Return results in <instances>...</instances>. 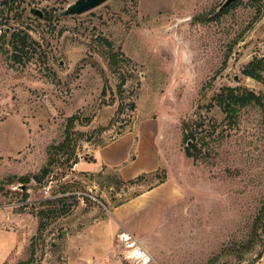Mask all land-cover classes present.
Returning <instances> with one entry per match:
<instances>
[{
    "label": "rangeland",
    "instance_id": "rangeland-1",
    "mask_svg": "<svg viewBox=\"0 0 264 264\" xmlns=\"http://www.w3.org/2000/svg\"><path fill=\"white\" fill-rule=\"evenodd\" d=\"M76 1L0 0V264H126L121 231L154 264H263L264 70H244L264 59V0L63 15ZM229 87L262 105L230 116L214 100ZM126 135L127 178L92 170L94 151ZM104 234L99 260L90 242Z\"/></svg>",
    "mask_w": 264,
    "mask_h": 264
},
{
    "label": "trees",
    "instance_id": "trees-1",
    "mask_svg": "<svg viewBox=\"0 0 264 264\" xmlns=\"http://www.w3.org/2000/svg\"><path fill=\"white\" fill-rule=\"evenodd\" d=\"M235 3L232 5L234 6ZM6 33H4V36ZM14 38L15 48L19 52H21L22 48L27 45V37H21V35L15 34L12 35ZM27 36V35H25ZM260 70H264V59L254 60L248 65V68L244 70V74L257 79L260 77ZM214 100L217 105L225 110L230 116H235L241 109L252 106V105H262L261 98L254 94L253 92L246 91L241 89L240 87L235 88H227L224 89L219 95L215 96ZM69 136V135H68ZM193 138V137H192ZM66 143H63L61 146L53 147L55 149L64 150V148L68 147ZM188 142V141H187ZM190 142V141H189ZM188 142V144H190ZM195 147H187L186 155L187 157H192L193 153L190 149ZM70 159V157L68 158ZM54 161H50L48 166H45L40 173V177L38 175H33L32 177L19 179L21 183H29L32 179L36 181H42L45 177L50 174V167ZM78 163V162H77ZM76 163V164H77ZM98 176H101V172ZM27 197V195H26Z\"/></svg>",
    "mask_w": 264,
    "mask_h": 264
},
{
    "label": "crops",
    "instance_id": "crops-1",
    "mask_svg": "<svg viewBox=\"0 0 264 264\" xmlns=\"http://www.w3.org/2000/svg\"><path fill=\"white\" fill-rule=\"evenodd\" d=\"M137 145H133L132 139L129 135H126L122 138L119 139V141L117 142H112L111 144H108L106 146H104L103 148H100L98 150L94 151V155L93 156V160L94 162L90 163V167L92 168V170H97L98 167H111V168H118L121 172V174L123 175V177H125L124 172L127 170L128 166H133L137 160L135 162H130V156L133 150L136 149ZM138 159V157H137ZM82 162H79L76 164V167H81ZM89 165V164H88ZM94 168V169H93ZM130 170H128L129 172ZM148 172V171H147ZM127 178V177H125ZM129 178V177H128ZM100 239V241H99ZM99 241L101 243H105L108 241V234H104L103 236L101 235V237L95 239L94 241ZM14 242V237L12 238V243ZM93 243V252H95V256L99 259V260H103L105 258V254L108 253L109 251V247L108 245H100L96 242H90V244ZM19 246V238L18 236L16 237V243H15V247L12 250V253H14L17 249V247ZM100 247L104 248L101 249ZM98 248V250L96 249ZM9 253V250L7 251V254ZM69 261H71V259L69 258ZM72 262V261H71Z\"/></svg>",
    "mask_w": 264,
    "mask_h": 264
},
{
    "label": "built area",
    "instance_id": "built-area-1",
    "mask_svg": "<svg viewBox=\"0 0 264 264\" xmlns=\"http://www.w3.org/2000/svg\"><path fill=\"white\" fill-rule=\"evenodd\" d=\"M117 238L122 247V259L126 264H154L152 255L141 246L131 233L121 231Z\"/></svg>",
    "mask_w": 264,
    "mask_h": 264
},
{
    "label": "water",
    "instance_id": "water-1",
    "mask_svg": "<svg viewBox=\"0 0 264 264\" xmlns=\"http://www.w3.org/2000/svg\"><path fill=\"white\" fill-rule=\"evenodd\" d=\"M107 1L109 0H77L63 11V15H82L101 6ZM236 1L238 0H226L220 8V11H224L225 9L229 8ZM31 13L38 15L40 18L43 17V13L39 10H32Z\"/></svg>",
    "mask_w": 264,
    "mask_h": 264
}]
</instances>
